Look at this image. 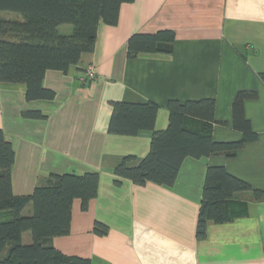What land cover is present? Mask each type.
<instances>
[{"label": "crops", "instance_id": "crops-1", "mask_svg": "<svg viewBox=\"0 0 264 264\" xmlns=\"http://www.w3.org/2000/svg\"><path fill=\"white\" fill-rule=\"evenodd\" d=\"M1 19L21 20L16 13ZM63 35L73 31L69 25ZM170 30L171 55L129 59L137 33ZM97 78L84 84L86 69ZM264 0H134L120 11L116 26L101 24L94 53L83 55L68 74L49 71L44 87L53 100L28 102L26 86L0 83V129L16 151L13 190L29 195L52 175L97 173L98 196L86 210L72 204L71 232L52 244L67 256L92 264H264ZM240 92L255 142L234 158H187L174 185L115 183V168L127 156L139 162L150 151L153 131L134 136L109 132L113 102L159 106L156 131L169 126L170 101L214 99L215 142H239L233 104ZM41 111L44 120L24 118ZM202 123L188 119L189 124ZM134 163L133 165L137 164ZM209 167H222L249 184L227 202V221L210 222L199 238L198 222ZM255 191L262 192L257 198ZM100 225V227L96 226ZM101 231V232H100ZM26 237V239H25ZM32 242L30 233L24 243Z\"/></svg>", "mask_w": 264, "mask_h": 264}, {"label": "trees", "instance_id": "trees-1", "mask_svg": "<svg viewBox=\"0 0 264 264\" xmlns=\"http://www.w3.org/2000/svg\"><path fill=\"white\" fill-rule=\"evenodd\" d=\"M134 0H0V14L16 13L21 20L0 18V83L26 86L28 102L53 100L56 93L44 87L49 71L68 74L78 66L83 55L94 53L101 24L116 26L124 4ZM64 25L72 27L70 35L60 33ZM176 35L162 30L154 34L137 33L130 37L127 56L171 55ZM89 68V67H88ZM86 69L82 82L86 80ZM264 80V74L261 75ZM254 92H240L233 104L236 129L244 134L239 142L218 143L212 137L216 101H170L169 126L156 131L159 106L153 102H113L109 132L134 136L140 131L154 132L150 151L137 162L127 156L115 168V183L129 180L137 185L155 183L175 184L183 162L187 158L212 156L236 157L247 143L257 140L251 123L244 115V102L256 98ZM24 118L44 120L41 111H24ZM188 119L201 122L200 126L186 125ZM133 165L134 163H136ZM16 151L0 129V264H92L90 260L67 256L52 244L55 237L71 232L72 204L80 200L84 210L98 196L100 176L52 175L46 184L38 186L29 195H16L13 190V167ZM252 187L230 175L222 167H209L203 191L198 222V236H206L210 222L227 221L226 204L238 192ZM257 198L262 192H254ZM28 209L31 214H27ZM97 227L96 226V230ZM101 232V231H100ZM30 233L32 242L24 243Z\"/></svg>", "mask_w": 264, "mask_h": 264}, {"label": "built area", "instance_id": "built-area-1", "mask_svg": "<svg viewBox=\"0 0 264 264\" xmlns=\"http://www.w3.org/2000/svg\"><path fill=\"white\" fill-rule=\"evenodd\" d=\"M97 78L96 70L93 66H90L87 70L86 80L93 81Z\"/></svg>", "mask_w": 264, "mask_h": 264}, {"label": "rangeland", "instance_id": "rangeland-1", "mask_svg": "<svg viewBox=\"0 0 264 264\" xmlns=\"http://www.w3.org/2000/svg\"><path fill=\"white\" fill-rule=\"evenodd\" d=\"M13 14H14V13H13ZM27 214H31V210H30V209H28ZM25 239H26V237H25Z\"/></svg>", "mask_w": 264, "mask_h": 264}]
</instances>
